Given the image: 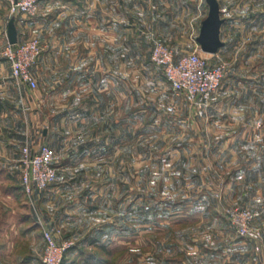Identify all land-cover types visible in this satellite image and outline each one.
<instances>
[{"label": "rangeland", "instance_id": "obj_1", "mask_svg": "<svg viewBox=\"0 0 264 264\" xmlns=\"http://www.w3.org/2000/svg\"><path fill=\"white\" fill-rule=\"evenodd\" d=\"M103 1L96 0L101 5H97V9L103 7ZM66 5L69 9L72 7V3ZM97 22L102 25V18ZM128 22L127 45L122 47V51H119V36L116 42L107 43L111 45L109 49L101 51L102 46H99L98 41L102 40V35L97 34L92 44L94 46L95 43L96 50L91 52V45H88L74 52L70 49L73 44H68L69 49L61 52L60 57H55L58 61L53 67H48L56 78L64 74L71 76L77 67L76 61L80 59V64L91 65L94 60L96 66L92 70L97 78L95 93L93 84H89L91 93L95 94L92 97L95 107L91 113L77 117L78 111L84 109L83 104L90 100L81 99V96L80 105L77 106L75 95L80 91L87 95L88 84L81 87L69 83L67 86L72 89L69 90L72 94L66 95L65 100L51 97L45 104L53 114L56 112L57 117L60 109L65 107L66 110V128L62 133L65 136L56 138L55 146L48 143L58 161L57 168L67 164V170L86 174L85 177L73 179L75 185L65 192L67 202L74 208V213L69 216L81 220L82 225H79L76 234L74 228H57L61 229L62 237L69 234L74 244H78L85 232L111 221L126 233L109 246L113 252L108 262L159 264L160 256L168 254V248L165 247L169 242V232H178L180 240L184 241L185 238L184 229L178 226L172 225L170 229L161 227L167 226L169 220L186 218L189 222V218L193 217L191 214L197 213L195 210L200 208L199 205H213L223 215L226 208L244 207L233 203L229 192L221 191L227 172L231 169V157L226 153L222 157L219 144L226 133L230 134L232 114L224 113V117H221L219 107L231 111L234 105L231 98L221 105L219 96L226 77L237 70V63L252 62L249 66L241 65L243 67L240 70L243 72L240 74L248 75L250 72L255 76H263L264 26L259 21L254 28L240 31L239 36L235 30L223 36L226 46H232L209 57L211 63L226 64L222 85L211 94L207 106L198 108L189 104L182 95L175 94L165 82L162 71L152 64L149 45L144 35L140 36L136 32L135 25L141 22L136 17L133 20L129 18ZM97 29V32L101 30ZM169 37L177 47V50H173L174 55L189 52L181 50L185 47L186 35ZM42 53L43 49L40 56ZM103 55L106 59L110 58V69L104 68L98 61ZM203 55L208 57L207 54ZM40 56L34 66L38 65ZM63 63L65 66H62ZM60 82L56 79L53 85H65ZM45 88L42 81H38L33 90L17 83L15 85L18 97L21 95L37 102L41 95L45 98ZM61 103L66 105L62 107ZM29 111L34 112L33 108ZM76 121L80 126L74 128ZM37 129L39 138L36 140L39 141L42 132L39 127ZM77 141L79 143L75 147ZM80 148L86 151L79 156ZM66 152L74 154L66 159ZM13 201L14 212H5L0 218L17 223L15 227H3L2 230L7 232L6 235L1 233L0 242L5 241L8 249H13L11 244L16 240L17 244H14L18 246L17 249H22L23 243L17 237L22 230L18 222L23 214L32 213L27 218L32 219L34 216L35 220L40 212L22 193L20 183ZM140 222L143 228L140 230L138 227L136 230ZM212 228L218 227L213 224ZM179 245L184 246L183 243ZM40 246L41 243H37L35 249H40ZM82 249L90 251L84 246ZM83 254L75 258V264H84L86 255Z\"/></svg>", "mask_w": 264, "mask_h": 264}, {"label": "crops", "instance_id": "obj_2", "mask_svg": "<svg viewBox=\"0 0 264 264\" xmlns=\"http://www.w3.org/2000/svg\"><path fill=\"white\" fill-rule=\"evenodd\" d=\"M216 2L221 23L218 29L220 45L215 53L203 52L198 41L202 23L209 12L207 0H104L103 7L99 9L97 5H101L97 4L96 0H42L35 15L17 16L15 25L18 38L37 36L43 48L39 63L32 68V72L37 84L38 81L39 83L44 82L47 93L44 99L41 95L39 102L25 99L21 95L18 97L15 90L16 82L10 77L7 62L0 56V216H3L5 212L8 214L14 212L13 200L20 183L18 159L21 147L29 144L34 148L42 142L55 146L56 138L65 136L62 134L66 128L65 107L59 110V117H57L56 112L53 114L45 106L48 99L55 97L65 100L66 95L72 94V91H69L72 89L67 86L69 83L78 84L81 87L84 84H93V92L96 91L94 84L97 78L92 70V67L96 66L93 64L94 60L91 65L80 64V59L76 61L75 66L77 67L71 76L64 74L56 78L49 71L48 67H53L58 61L55 57H60L61 52L63 53L69 47L68 44H73L70 49L74 52L91 45L90 51L93 52L97 49L95 43L94 46L92 45L95 42V35L100 34L103 37L101 36L102 40L98 41V44L102 46L101 51H105L111 46L107 43L116 42V37L119 36V51H122V47L127 45L128 19L133 20L136 17L141 22L135 25L136 32L140 36L144 35L150 49L152 41L159 40L173 52L177 50V47L169 36L186 35L187 40L184 37L185 47L181 50L199 51L202 55L207 54L208 57H212L220 50L232 46H226L224 35H230L235 30L236 35L239 36L240 31H246L250 27L254 28L257 23H260L259 21H262L264 26V0H216ZM68 3H72L70 9L66 5ZM101 18L103 24L98 25L97 20ZM8 19L7 4L0 0V44L2 48L7 42ZM97 28L101 30L97 32ZM181 28L183 30H180ZM98 61L104 68H111L110 58L106 59L103 55ZM250 63L252 62L235 64L237 70L226 77L220 91V104L223 105L225 100L231 98L234 105L231 111L219 107L221 117H224V113L232 114L230 134L226 133L219 144L222 157L224 153L231 157V169L227 172L225 185L221 191L222 193L229 192L233 203L261 211V217L254 222L255 228L261 231V237L257 241H247L239 237L228 224L225 215L218 212L215 206L199 205L200 208L195 210L197 215L192 213L193 217L189 218V222L186 218L184 220L173 219L167 222V226H161L162 228L178 226L184 229L185 238L184 241L180 240L177 237L178 232L170 231L169 240L167 239L169 242L165 247L168 248V254L165 257L160 256L162 258L159 264H264V74L263 76H255L250 72L248 75L240 74L243 72L240 70L243 67L241 65L249 66ZM62 66L65 64L63 63ZM83 71L88 73H81ZM56 79L65 85L55 87L53 84ZM90 85L87 95L81 91L75 95L77 106L80 105L81 99L89 98L90 100L85 105L83 104L84 109L78 111L77 117L83 113H91L95 107V101L92 100L95 94L91 93ZM64 103H61L62 107L66 105ZM37 106L40 108L38 109ZM30 108H33L34 112H30ZM39 123L42 125L39 126ZM74 123V128L80 126L78 121ZM38 127L42 132L39 141L36 140L39 138ZM78 143L79 141L75 143V147ZM225 148H227L226 151H224ZM78 150L79 156L86 151L81 148ZM72 154L74 153L66 152V159ZM71 160L72 158H70V163ZM61 165L57 168L56 181L43 192L35 194L32 201H29L40 212V215H37L34 220L33 214L30 213L32 220L27 218L30 214H23L18 222L22 230L17 237L23 243L22 249H17L16 240L14 241L16 244L14 242L11 244L13 249H8V244L6 246L4 240L0 242V264H41L43 246L41 225L49 226L51 229L70 227L72 230L74 228L75 234L79 225H82L81 220L69 216L74 208L67 202L65 192L70 191L75 185L73 179L85 177L86 174L67 170V164ZM16 223L17 221L12 222L0 218V236L3 232L6 235L7 231L2 230L3 227H15ZM213 224L218 228L213 229ZM224 224L226 226H223ZM95 227L85 232L77 242L78 244H74L68 250L64 264H75V258L81 256V251L85 255L94 253L98 256L95 250L92 251L94 246L90 242L95 240L109 247L115 239L126 233L115 227L111 221L98 228ZM136 227V230L138 227L141 230L143 223L140 222ZM197 231L199 233L196 234ZM64 238L73 240L69 234ZM36 242L41 243V248L38 250L35 249ZM180 243L184 246H180ZM83 246L90 251L83 250Z\"/></svg>", "mask_w": 264, "mask_h": 264}, {"label": "built area", "instance_id": "obj_3", "mask_svg": "<svg viewBox=\"0 0 264 264\" xmlns=\"http://www.w3.org/2000/svg\"><path fill=\"white\" fill-rule=\"evenodd\" d=\"M42 0H4L8 15L33 16ZM37 37L17 39L16 43L6 42L1 56L7 62L10 77L18 84L35 89L37 80L32 68L42 52ZM150 60L162 71L165 82L177 95L198 108L208 105L211 94L220 88L225 75L224 62L211 63L209 57L199 51H191L175 57L172 50L159 40H153ZM20 166V188L29 201L51 185L57 173L58 161L46 142L31 147H21L18 159ZM225 218L234 232L247 241H257L261 231L254 222L261 217V211L248 207H229L225 209ZM42 254L41 264H61L65 253L74 245L70 238L62 237L60 228L51 229L41 225Z\"/></svg>", "mask_w": 264, "mask_h": 264}, {"label": "water", "instance_id": "obj_4", "mask_svg": "<svg viewBox=\"0 0 264 264\" xmlns=\"http://www.w3.org/2000/svg\"><path fill=\"white\" fill-rule=\"evenodd\" d=\"M209 12L201 26L198 41L201 50L206 53H215L220 45L218 37V29L221 23L218 15V4L216 0H207ZM6 39L8 43H16L18 39L17 28L14 17H10L6 24Z\"/></svg>", "mask_w": 264, "mask_h": 264}, {"label": "trees", "instance_id": "obj_5", "mask_svg": "<svg viewBox=\"0 0 264 264\" xmlns=\"http://www.w3.org/2000/svg\"><path fill=\"white\" fill-rule=\"evenodd\" d=\"M15 19L16 17H14V22ZM90 243L94 246V249L98 253V256H96L94 253L84 256V264H115V263H111V261L108 262L109 259L108 257H111L110 255L113 252L111 248H109L105 244L97 243L95 240ZM67 252L65 253L61 264H64ZM80 253L82 256L84 255L83 251H81Z\"/></svg>", "mask_w": 264, "mask_h": 264}]
</instances>
